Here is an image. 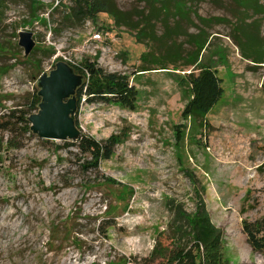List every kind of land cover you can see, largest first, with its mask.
<instances>
[{"label":"rangeland","instance_id":"374dc122","mask_svg":"<svg viewBox=\"0 0 264 264\" xmlns=\"http://www.w3.org/2000/svg\"><path fill=\"white\" fill-rule=\"evenodd\" d=\"M36 1L45 8L38 5L33 24L25 23L32 16L31 0L4 1L0 94L7 99L1 112L13 106L37 112L32 96L42 74L58 61L78 67L94 62L107 73L127 76L137 92L118 103L83 95L74 115L81 135L99 142L111 135L120 139L112 157L98 166L89 164L79 141L41 138L24 122L0 131V264H106L122 254L146 256L171 218L168 200L193 211L195 190L202 187L212 221L223 231L227 259L264 264L242 229L243 220L264 216V63L254 66L234 42L232 1L200 0L191 6L204 18L230 20L206 28L211 44L199 66L216 74L222 95L197 129L183 115L192 91L181 80L194 67L177 58L166 59L165 69L138 72L142 53L160 51L151 40L138 42L106 13L63 22L64 9L74 0ZM114 1L132 14L145 5V0ZM59 2L64 6L56 9ZM191 16L194 22H182L187 34L204 27L195 13ZM262 17L264 37V15L248 21ZM158 29L161 35L160 24ZM98 30L104 38L94 41ZM22 31L33 32L36 42L28 59L19 45ZM186 39L173 35L169 42L189 49ZM8 139L19 146L9 147ZM107 221L109 227L98 228Z\"/></svg>","mask_w":264,"mask_h":264},{"label":"trees","instance_id":"16d2710c","mask_svg":"<svg viewBox=\"0 0 264 264\" xmlns=\"http://www.w3.org/2000/svg\"><path fill=\"white\" fill-rule=\"evenodd\" d=\"M5 0H0V17L3 13ZM200 0H145L144 7L137 14L122 10L114 0H74V4L65 7L63 22H72L78 18L98 17L101 13L110 14L118 26L135 33L138 42L148 43L152 41L159 47V52L142 53L143 65L138 72L150 71L164 66L166 59L181 58L185 61L184 66L194 67L189 73H185L182 81L187 82L191 88L192 98L184 109L183 115L193 120V129L203 127L205 118L211 107L219 101L222 95L220 80L210 67L199 66L203 59V52L211 44V36L206 28L213 24L229 23L226 17L214 16L204 18L197 11L191 10L194 2ZM234 4L233 15L236 18L235 29L231 34L234 42L240 49L243 58L250 60L254 66L264 63V37L261 34L263 17L248 21L252 16L264 15V0H231ZM38 5L44 9L45 5L36 0H31L32 16L25 23L33 24L38 15ZM59 2L55 8L63 7ZM54 8V9H55ZM195 13L200 27L198 33L187 34L182 25L183 21L194 22L191 14ZM174 18V24H171ZM47 21H44L46 23ZM163 28L160 35L158 25ZM187 36L184 44L188 43L190 48L183 47V43L169 42L172 36ZM177 38V37H176ZM37 50V49H36ZM35 50V51H36ZM185 50V52H183ZM54 51H50L48 57H52ZM148 63L161 67H152ZM77 72L86 76V81L77 91L78 105L84 94L89 100L100 98L105 101L126 102L134 99L136 89L129 84V78L116 73H107L94 62L86 61L82 67L71 64ZM1 69V68H0ZM178 69V68H176ZM1 72V71H0ZM174 76H180L175 74ZM7 95L0 94V131L12 130L13 124L27 123L25 129L30 130L29 116L27 110L17 106L4 109L3 102ZM41 102L37 91L31 100V109H37ZM3 111V110H2ZM199 123V125L197 124ZM78 147L82 153L90 155L89 164L98 166L101 160L112 157L116 145L120 139L117 135H111L105 142H99L87 135H81L77 140ZM11 148H17L18 143L12 140L5 142ZM108 182L113 179H107ZM197 185V183H194ZM128 189V188H127ZM205 187L195 190V209L188 211L183 204L176 203L174 199L168 200V208L171 218L166 230L155 242L153 249L146 256L122 254L106 264H238L233 263L225 256L223 231L216 226L211 218L207 204L202 196ZM107 216L111 217V206L107 207ZM110 222H101L98 228ZM103 228V227H102ZM242 229L246 234L249 244L255 251L264 255V216L256 220H243ZM67 229V233H68Z\"/></svg>","mask_w":264,"mask_h":264},{"label":"water","instance_id":"95a60500","mask_svg":"<svg viewBox=\"0 0 264 264\" xmlns=\"http://www.w3.org/2000/svg\"><path fill=\"white\" fill-rule=\"evenodd\" d=\"M19 45L28 59L36 42L31 31L20 32ZM86 81V76L65 61H58L55 68L40 77L41 102L38 111L32 113L30 130L41 138L77 141L81 131L74 119L78 107L77 91Z\"/></svg>","mask_w":264,"mask_h":264},{"label":"built area","instance_id":"2783aa9c","mask_svg":"<svg viewBox=\"0 0 264 264\" xmlns=\"http://www.w3.org/2000/svg\"><path fill=\"white\" fill-rule=\"evenodd\" d=\"M103 38L104 37H103L102 33L99 32V30L96 33H94L93 37H92V39L94 41H101Z\"/></svg>","mask_w":264,"mask_h":264}]
</instances>
